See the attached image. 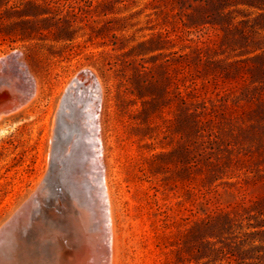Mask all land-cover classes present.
Masks as SVG:
<instances>
[{
  "label": "rangeland",
  "instance_id": "obj_1",
  "mask_svg": "<svg viewBox=\"0 0 264 264\" xmlns=\"http://www.w3.org/2000/svg\"><path fill=\"white\" fill-rule=\"evenodd\" d=\"M0 75V228L52 171L106 264H264V0H0Z\"/></svg>",
  "mask_w": 264,
  "mask_h": 264
},
{
  "label": "bare ground",
  "instance_id": "obj_2",
  "mask_svg": "<svg viewBox=\"0 0 264 264\" xmlns=\"http://www.w3.org/2000/svg\"><path fill=\"white\" fill-rule=\"evenodd\" d=\"M9 81L10 80L7 77L0 75V84L2 85L1 89H0V99H2L3 97L5 98L4 101L0 100V115L10 113L11 109H13V107L15 105H18L20 102V100H17L16 103L15 102L13 103L11 100H9V96L12 93L16 92V90L12 86V83ZM6 83H8V84L5 85ZM64 119L65 118L63 116V120ZM61 125L62 124H60V126ZM63 125H66V123ZM79 132H80V130H79ZM63 135H64V132H63ZM61 137H63V136H61ZM64 140H65V138H64ZM58 144H56L57 147H58ZM57 147H55V149ZM59 147L62 148L63 146L59 145ZM59 147H58V149H59ZM62 149L64 151V147ZM88 150H89V148L87 146H79L77 149V152L75 154H73V152H72L73 155H71V156H69V158H67L69 165L73 164V167L77 168V173H79V174H81L82 170L84 169L83 168L84 163L88 158L87 157L88 156L87 155ZM57 154H59V151ZM55 162H57L56 159H55ZM74 170H76V169H73V171ZM65 173H64V175H65ZM59 174H60V172H59ZM79 174H78V176H79ZM55 175H56V173H55ZM71 175L74 176V174H71ZM55 178L57 181L58 177H55ZM64 178H65V176H64ZM79 180L81 181V179H79ZM67 181L68 182H65V184L71 183L69 181H72V177L68 176ZM56 185H58V183ZM91 187L92 186L90 184H87L84 182V184H83L84 189L76 188L70 194V197L77 198V202L79 204H85L87 206L86 210H84V211L77 209V233H76V235H77V256H76V258L77 259H75L74 264H96L95 263L97 261V251H96L97 245L96 244H98L97 242L99 240L102 241V245H103V253H102L103 264H106V261H107L106 250H105V247L103 244L104 240L107 236V233H108V228L106 226L107 215L105 213H100V217L99 218L97 217L96 212L93 209V207L95 206L94 205L95 202H94V199H93L92 193H91V191L93 190V187L92 188ZM62 191H63V189H62ZM27 218L22 219L21 222L17 223V225L13 228L11 234L7 235L4 238V240H2V242L0 243V264H18V262H14L15 259L18 258L20 256V254L23 253L26 249H28V246H29L28 241L34 236V234L35 235L37 234V229L39 230V227L36 228V223H35L37 217L30 216V218H28L29 223L26 222ZM59 231L62 232L63 230L61 229ZM53 241H56V238H53ZM44 242H45V240L42 241V244H40L39 247H37L36 249L38 250V252L44 254V256H47L49 251L53 254L54 257L52 258V263H51V261L50 262L48 261V264H62V262H63V264H67V263H65V260L61 257V253L58 252L56 248L53 247L49 251H46L44 248H42ZM17 255H19V256L16 257ZM56 256H59V257H56ZM40 259H41V257H40ZM30 260H33L34 262L31 263L32 261H30ZM30 260L25 261L22 264H43L42 261H40L38 259L35 260L34 258H31Z\"/></svg>",
  "mask_w": 264,
  "mask_h": 264
},
{
  "label": "water",
  "instance_id": "obj_3",
  "mask_svg": "<svg viewBox=\"0 0 264 264\" xmlns=\"http://www.w3.org/2000/svg\"><path fill=\"white\" fill-rule=\"evenodd\" d=\"M7 84L8 83L5 85ZM1 86L2 85L0 84V89ZM4 99L5 98L3 97L0 100L4 101ZM56 144L57 143L54 144L55 147ZM54 182L55 179L51 171L37 188V190L29 197V199L23 203L21 207L14 213V215L0 228V243L7 235L11 234L13 228L17 225V223L21 222L22 219L34 216L33 213L38 211L37 209H39L40 212L45 210V213H47L46 221L43 222L44 225L42 223V227L45 228L46 223L49 222L54 223L55 226L51 227V238L49 237V239H44L45 244L43 243L42 248H44L46 251H49L54 247L58 252L61 253V257L65 260V263L74 264L75 259H77V206H74L73 202L66 200L65 198V200L63 199V204H59L61 194L58 190V186H56ZM50 211L53 212L51 216L56 215V213L59 216L53 220L50 219ZM28 218L26 219L27 223H29ZM47 226L49 225L47 224ZM57 226L61 227L60 229L63 231L59 232ZM53 238H56V241H53ZM97 243V261L95 263L103 264L102 241L99 240Z\"/></svg>",
  "mask_w": 264,
  "mask_h": 264
}]
</instances>
